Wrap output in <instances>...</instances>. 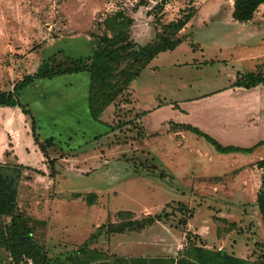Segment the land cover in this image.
Wrapping results in <instances>:
<instances>
[{"label":"rangeland","instance_id":"rangeland-1","mask_svg":"<svg viewBox=\"0 0 264 264\" xmlns=\"http://www.w3.org/2000/svg\"><path fill=\"white\" fill-rule=\"evenodd\" d=\"M138 1L0 0V90L34 73L49 57L45 44L57 37L78 36L70 48L75 57L90 53V33L103 34V21L115 12L133 19L130 35L141 44L151 41L163 24L192 12L180 32L184 40L151 60L131 81L130 92L101 114L103 123L89 116L86 72L36 80L39 86L34 81L21 91L18 99L32 112L47 155L34 143L30 120L14 107L15 141L0 158L3 172L17 179L19 210L30 218L34 237L51 255L62 247L57 243L66 244L62 249L75 248L83 239L97 236L96 225L127 218L117 212L133 211L137 213L133 219L163 208L170 214L168 203L177 209L160 222L183 230L178 219L184 217L191 230L203 236L195 243L256 259L264 253V227L255 205L262 173L257 162L264 158V146L251 154H222L186 132L187 144L174 153L172 141L177 137L167 138L159 122L172 119L197 127L198 109L191 105L234 83L237 71L248 72V65L238 63V54L264 49V4L251 22L241 23L231 18L234 0H168L162 6L156 5L159 0L136 5ZM65 58L57 55L58 60ZM203 59L216 63L205 64ZM178 105L193 111V117L172 109ZM143 112L147 113L142 116ZM18 113L26 125L23 117L17 122ZM212 118L206 123L211 124ZM207 132L223 146L247 148L264 140L261 133L245 140L242 135ZM168 159L182 160L183 167L172 173L164 163ZM182 170L188 174L180 175ZM209 171L224 174L210 178L216 182H201ZM155 184L163 190L155 192ZM212 184L218 186L216 193L209 190ZM90 193L96 194L93 202L87 198ZM0 262H10L1 249Z\"/></svg>","mask_w":264,"mask_h":264},{"label":"trees","instance_id":"trees-1","mask_svg":"<svg viewBox=\"0 0 264 264\" xmlns=\"http://www.w3.org/2000/svg\"><path fill=\"white\" fill-rule=\"evenodd\" d=\"M168 0H159L156 5L162 6ZM149 0H139L136 5H147ZM264 0H234L231 18L241 23L251 22L255 13ZM157 7V6H156ZM192 12H186L183 16L162 25L160 32L154 38L144 44L138 43L131 38L130 26L133 19L125 16L122 12H115L103 21L105 31L101 35L90 33L91 52L88 56L77 58L66 57L58 60L57 55L52 54L43 60L34 73L25 74L21 80L15 83L11 90H0V106L19 107L30 120L32 138L44 155H47L45 143L40 139L37 125L32 112L18 99V93L34 81L40 79H53L65 74L86 72L89 75L88 90V113L93 121L103 123L100 119L105 109L115 103L123 93L130 92L131 81L137 78L141 71L158 56L161 52L173 50L183 40L180 34L182 29L191 20ZM60 53V52H59ZM264 85V73L249 72L239 73L232 83L233 87L246 89ZM177 106V105H174ZM147 112H143L144 116ZM139 119V118H138ZM109 126V124H107ZM170 132L185 131L193 133L210 143L213 148L222 154L244 153L251 154L255 149L264 146V141H259L251 147L223 146L214 138L204 133L191 124L169 122ZM51 137L46 139L48 141ZM56 160L50 162L51 176L55 177ZM262 169L260 187L256 193L255 205L260 215L261 224L264 227V158L257 162ZM23 166H17L19 175ZM4 166L0 165V249L10 262L0 264H82L70 256L48 257L44 245L34 237V225L30 218L19 210L18 206V182L17 179L3 172ZM96 194L87 195L89 202H93ZM175 211L177 208L172 204L166 205ZM184 207L179 204V208ZM170 214L163 208L159 213L148 214L141 219H133L130 211L117 212L118 216H127L118 223L103 224L97 231H105L108 234L123 233L125 231H141L163 219L169 218ZM188 215H191L190 213ZM183 224V230L187 221L184 217L178 219ZM187 245L181 256L167 261V264H264V253L258 258H241L220 249H209L204 244L195 243L200 239L185 231ZM82 249V247H80ZM78 249V250H81ZM71 258V259H70ZM169 262V263H168Z\"/></svg>","mask_w":264,"mask_h":264},{"label":"crops","instance_id":"crops-1","mask_svg":"<svg viewBox=\"0 0 264 264\" xmlns=\"http://www.w3.org/2000/svg\"><path fill=\"white\" fill-rule=\"evenodd\" d=\"M77 37L78 36L57 37L52 43L47 42L45 44L44 50L48 51L49 56H51L52 54L61 53V56L77 58L75 57V55L70 53V48L73 47L72 44L76 42V40L78 39ZM84 37L85 36H81L82 39H85ZM59 39L62 40L58 42ZM59 47L61 48L55 52V50ZM89 54L90 53H87L85 56H88ZM238 57V63L246 66L248 65V72L246 73H264V49H258L257 53H240L238 54ZM202 62H204L205 64L208 62H210L211 64L216 63L212 59H203ZM239 73L241 74L240 71H237L234 79H236ZM34 83L36 87L39 86V84H36V81ZM87 85L88 89L86 90V96H88L89 79ZM11 88L12 86L10 87V89H5V91L11 90ZM25 88L22 90L27 89ZM21 91L18 93V98L20 97ZM209 95H211V97H209V100H204L202 102L204 104L199 102L200 104L193 103L191 105V107H197L198 109V121L194 119V121L200 123V125L197 126L198 129L208 134L212 138L215 137L210 135L211 133L207 132V130L226 134L242 135L245 140H247L251 135H255L256 133L264 134V85H258L246 89L243 87H233L230 83L229 85L224 86L223 89H220L218 92H214L213 94L209 93L207 96ZM172 109H174V111L176 110V112L182 113L183 115H189V117H193L194 112L187 110L182 106H179L178 109ZM212 109L213 111L211 112ZM13 110L14 107L0 106V155H2V153L6 149H9V143H14L15 141L14 132L16 131V113H14ZM18 115L19 116L17 117V122H20L21 117L23 116L21 113H18ZM211 116H213V118ZM211 118L213 119V122L211 124H207L206 121H209ZM24 119L25 117L22 118V123L26 125ZM171 121L181 124V122L179 121L176 122L170 119L161 120L159 122V126L161 128H165L163 134H165L167 138L174 139V137H177L178 141H172V145L174 146V149L172 150L174 153H176L177 150L179 151L181 148H184V144H187L185 143L187 141V134L185 131L170 132L169 122ZM202 121H204V125L201 124ZM155 137L158 138L159 136L155 135ZM235 146L240 147L239 145ZM16 147L17 146H13L12 148L16 149ZM166 149L168 148L166 147ZM257 150L258 148L255 149L252 153L256 152ZM165 151L169 152L170 150L168 149ZM1 162H4L2 161V158H0V165L4 166ZM208 162L212 163V161ZM164 163L173 168V171H171L172 173L176 171L175 168H179V166L183 167L182 160L171 161L168 159ZM105 164L109 166L108 162H105ZM183 171L184 170H182V172L179 171L178 173H180V175L188 174V171ZM160 174H162L163 176H167L164 171H160ZM218 174L222 175L224 174V172L215 171L212 173L211 171H209L207 174L201 176L200 181L204 183L216 182L218 180L213 181L210 178ZM228 176H230V174ZM139 178H144V176H139ZM232 180L235 182V185L238 183L236 176H233ZM154 188L155 192H160L163 190L158 189V184H155ZM217 188V185L212 184L210 185L209 190L216 193L218 191ZM130 212L135 213L133 211ZM100 225L96 226L99 227ZM190 225V223L187 224V229L185 230L186 232H191L193 233V235H198L200 238L203 237L201 236V234H199V232L192 231ZM185 231L177 229L173 226L171 227V225H167L159 221L148 227H145L141 231L132 230L116 234H108L105 231H98L97 236H94L93 239L85 238L81 242L76 243L74 246L75 248L62 249L66 246V244L61 243L60 245V243H57L58 246L62 247L59 251H54L52 255L49 253L46 247L45 250L48 257L56 256L64 258L66 256H70L71 258H73L74 260H78L82 264H167V261L176 259L177 257L182 255L183 250L185 249L184 245H187ZM205 246L206 248L213 249L208 245ZM80 247H82V249ZM217 250L220 249L218 248ZM237 257L244 258L242 256Z\"/></svg>","mask_w":264,"mask_h":264}]
</instances>
